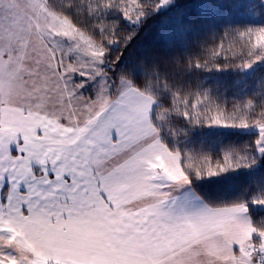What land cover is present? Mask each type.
<instances>
[{
    "label": "snow or ice",
    "instance_id": "1",
    "mask_svg": "<svg viewBox=\"0 0 264 264\" xmlns=\"http://www.w3.org/2000/svg\"><path fill=\"white\" fill-rule=\"evenodd\" d=\"M177 2L0 0V264H264V218L246 202H179L190 170L213 177L264 159V101L254 93L229 108L182 91L155 63L120 67L144 21ZM235 7L248 14L264 0ZM109 45L119 46L111 60ZM258 62L264 26L227 29L203 59L169 63L247 74ZM172 114L255 136L194 159L161 138ZM252 203L264 209V196Z\"/></svg>",
    "mask_w": 264,
    "mask_h": 264
},
{
    "label": "trees",
    "instance_id": "2",
    "mask_svg": "<svg viewBox=\"0 0 264 264\" xmlns=\"http://www.w3.org/2000/svg\"><path fill=\"white\" fill-rule=\"evenodd\" d=\"M53 2L66 5L74 0ZM239 2L240 0H178L175 6L156 12L144 21L124 49L120 67L143 59L148 62L149 67L155 63L159 71L166 73L167 78L184 92L207 91L216 103H225L229 108L233 103L253 98L256 93L254 103L259 104L264 101V96L260 95L264 63L257 64L249 74H241L232 68L208 70L182 66L177 69L169 63L177 56L182 65H187L189 60L203 59L206 50L214 47L227 29L264 26V10L253 7L245 14L244 10L235 7ZM248 2L255 5L257 0ZM59 6L65 14L76 18L73 8ZM109 19L117 21L121 31L131 30L127 22H123L115 13L109 14ZM93 23L95 21H84L86 27ZM108 47L107 56L111 60L117 54L119 46ZM160 127L161 138L170 149L191 154L194 159L203 156L213 160L221 159L225 151L240 147L255 136L253 131L191 124L178 114L167 115L160 122ZM190 176L194 190L209 205L242 201L248 204L249 215L254 222L264 218V209L252 203L254 196H264V159L250 169L229 170L213 177H196L190 170Z\"/></svg>",
    "mask_w": 264,
    "mask_h": 264
},
{
    "label": "crops",
    "instance_id": "3",
    "mask_svg": "<svg viewBox=\"0 0 264 264\" xmlns=\"http://www.w3.org/2000/svg\"><path fill=\"white\" fill-rule=\"evenodd\" d=\"M185 192L187 193V195H185L184 193H182L180 195L179 202L181 204L187 205V207L190 208L191 210L194 207L199 206V204L201 202L206 203V201L198 193H196V191H186L185 190ZM206 204H208V203H206Z\"/></svg>",
    "mask_w": 264,
    "mask_h": 264
},
{
    "label": "rangeland",
    "instance_id": "4",
    "mask_svg": "<svg viewBox=\"0 0 264 264\" xmlns=\"http://www.w3.org/2000/svg\"><path fill=\"white\" fill-rule=\"evenodd\" d=\"M257 64H259V62H258ZM257 64H256V65H257ZM256 65H255V66H256ZM255 66H254V67H255ZM105 67H107V65H106ZM254 67H253L250 71H248L247 74L251 73V72L253 71ZM76 79H77V80H80L81 78H80L79 76H77ZM90 83H91V82H90ZM241 130L252 131V130H250V129H241ZM186 191H195V190H194L193 186L191 185L189 189H186ZM188 210H191V209L188 208ZM248 215H249V213H248ZM249 217H250V215H249ZM250 218H251V217H250Z\"/></svg>",
    "mask_w": 264,
    "mask_h": 264
}]
</instances>
